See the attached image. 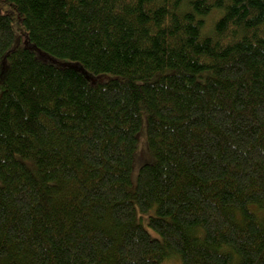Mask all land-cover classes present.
I'll list each match as a JSON object with an SVG mask.
<instances>
[{
	"label": "trees",
	"instance_id": "16d2710c",
	"mask_svg": "<svg viewBox=\"0 0 264 264\" xmlns=\"http://www.w3.org/2000/svg\"><path fill=\"white\" fill-rule=\"evenodd\" d=\"M15 41L0 264H264V0H0Z\"/></svg>",
	"mask_w": 264,
	"mask_h": 264
},
{
	"label": "rangeland",
	"instance_id": "374dc122",
	"mask_svg": "<svg viewBox=\"0 0 264 264\" xmlns=\"http://www.w3.org/2000/svg\"><path fill=\"white\" fill-rule=\"evenodd\" d=\"M24 43H27V39H25ZM15 45H17L16 41L7 50V52L3 55L2 60L0 62V94L5 87V79H6L8 69L10 67V62H9L8 58L6 57V55H9V53L13 49L16 48ZM23 45L31 47V45H33V44H30V45L29 44H23ZM35 52H36V50H35ZM41 54L42 53L39 51H38V54L36 52V55L38 57ZM45 57H48V56L45 55ZM47 61L56 63L58 65H60L62 63L63 64L66 63V62H63V61H60L57 59L47 60ZM148 133H149V131H148V117L146 114H144L141 130L138 133V140L136 143V149H135L134 155H133V167H132V172H131V187H130L131 189H134V187L137 184V179H138V175H139V172L141 170V167L145 164H151V163H154L156 161V157L153 154V152L151 151L150 146H149V134ZM0 184H1V179H0ZM151 214H154V211H151L150 213L144 214V215H141L140 213H138V218L139 219H140V217L143 218V225L147 229V231L150 233L152 238L160 239L159 234L157 232H155L148 225L149 215H151ZM236 259L237 258L235 257L234 261H236ZM163 264H182V261H181V258L178 257L176 254H171L169 256V258Z\"/></svg>",
	"mask_w": 264,
	"mask_h": 264
}]
</instances>
